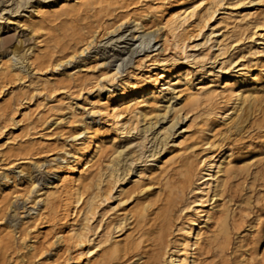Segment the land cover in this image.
<instances>
[{
  "label": "rangeland",
  "instance_id": "rangeland-1",
  "mask_svg": "<svg viewBox=\"0 0 264 264\" xmlns=\"http://www.w3.org/2000/svg\"><path fill=\"white\" fill-rule=\"evenodd\" d=\"M68 1L0 0V264H264V0H205L172 32L200 0ZM156 88L115 118L121 95Z\"/></svg>",
  "mask_w": 264,
  "mask_h": 264
},
{
  "label": "bare ground",
  "instance_id": "bare-ground-1",
  "mask_svg": "<svg viewBox=\"0 0 264 264\" xmlns=\"http://www.w3.org/2000/svg\"><path fill=\"white\" fill-rule=\"evenodd\" d=\"M27 1V0H26ZM58 1V0H57ZM82 0H73V2H74V5L75 4H80L81 6L80 7H83L82 6V4L80 3ZM84 1V0H83ZM101 1V0H100ZM99 1V2H100ZM111 1V0H110ZM113 1H116V0H113ZM204 1L205 0H200V1H198L193 7H191V9L188 7L187 9H184V8H182V9H180V11H178L177 13H175L172 17H170L171 19H168V22H166L165 24H167V26L170 28V30H171V32H172V30H178L182 25H185V23L186 22H189V21H187L190 17H193L196 13H198L197 11L199 10V7H200V5L202 4V3H204ZM210 1V0H209ZM212 1V0H211ZM219 1V0H218ZM85 2H86V0H85ZM94 2V1H93ZM104 1L102 0V2L101 3H103ZM112 2V1H111ZM214 2V1H213ZM220 2V1H219ZM68 3H70V1H68V0H60V2L58 3L59 5H61V6H65V7H67V4ZM72 3V2H71ZM82 3H84V2H82ZM92 3V2H91ZM119 3V2H118ZM118 3H115V4H118ZM211 3V2H210ZM209 3V4H210ZM73 4V3H72ZM72 4H70V5H72ZM94 4V3H93ZM96 4V3H95ZM98 4H100V3H98ZM208 4V5H209ZM211 4H213V3H211ZM84 5H86L85 3H84ZM102 5H104V3L102 4ZM101 5V6H102ZM106 5H107V3H106ZM112 5V3H110V6ZM189 5V4H188ZM191 5V4H190ZM216 5H217V3H216ZM38 6V5H37ZM61 6H59V7H61ZM69 6V5H68ZM77 6V5H76ZM93 6H95V5H93ZM92 6V7H93ZM207 6V5H206ZM211 6V5H210ZM213 6V5H212ZM56 7V6H55ZM69 7H71V6H69ZM75 6H73L72 8H74ZM79 7V8H80ZM85 7V6H84ZM90 7V6H89ZM105 7V6H104ZM205 7V6H204ZM209 7V6H208ZM38 8V7H37ZM57 8V7H56ZM62 8V7H61ZM72 8H69V9H66V13H67V11H69L70 9L72 10ZM94 8V7H93ZM107 8H109V7H107ZM75 9V8H74ZM78 9V8H77ZM110 9H112L111 7H110ZM209 9H211V8H209ZM41 10V9H40ZM39 10V11H40ZM62 10H63V8H62ZM100 11H101V9H100ZM102 11H104L103 9H102ZM106 11H108V9L106 10ZM177 11V10H176ZM205 11V10H204ZM209 11H212V10H209ZM70 12V11H69ZM212 12H214V10L212 11ZM63 13V12H62ZM65 13V14H66ZM209 13V12H208ZM216 13V12H215ZM250 13V12H249ZM69 14V13H68ZM173 14V13H172ZM246 14V13H245ZM244 14V15H245ZM199 15H200V13H199ZM209 15V14H208ZM249 15V14H248ZM251 16V15H250ZM207 17V16H206ZM211 17V16H210ZM194 18V17H193ZM196 18V17H195ZM209 19V18H208ZM191 20V19H190ZM10 21H12V20H10ZM202 21V20H201ZM242 21H244V20H242ZM208 22V21H207ZM210 22V21H209ZM136 24V23H135ZM190 24V23H189ZM186 26V25H185ZM134 27H136L137 29H142V26H141V28L139 27V24L137 23L136 24V26L134 25ZM185 28V27H184ZM204 28V27H203ZM170 30H169V32H170ZM173 31V32H174ZM179 32V31H178ZM180 32H181V30H180ZM184 32H185V30H184ZM174 34H175V32H174ZM173 34V35H174ZM147 34H141V39H143L145 36H146ZM184 35H185V33H184ZM187 35V34H186ZM176 36H177V33H176ZM186 37H188V36H186ZM190 38V37H189ZM181 39V41L180 42H182V38H180ZM112 40V39H111ZM150 41H151V39H150V37H149V39H147V41H143L142 40V44H144V45H146V43L147 44H149L150 43ZM178 41H179V39H178ZM178 41L176 42V43H178ZM186 41H187V39H186ZM189 42V41H188ZM88 44V43H87ZM92 45V43H90L89 45H87V48H89L90 46ZM11 48V47H13L12 46V40L10 39V38H7V39H4V41H3V48L4 49H7V48ZM180 47V46H179ZM188 47V46H187ZM87 48H85L86 50H88ZM178 48V47H177ZM187 49V48H186ZM181 50H182V54H185V53H187L186 51H185V42L183 43V46L181 47ZM222 50V49H221ZM224 50V49H223ZM83 52H85V51H82V53ZM12 53L14 54V55H17V52H16V49L15 48H13V50H12ZM181 53V52H180ZM181 54V55H182ZM223 55H224V53H223ZM182 56H184V55H182ZM202 59H203V57H202ZM197 60V59H196ZM233 62H234V60H233ZM236 64V63H235ZM189 65V64H188ZM188 69V68H187ZM185 70V69H180V70H178V71H176V72H174V73H169L168 75L165 73V74H160V77H159V79H164V81H165V84L163 85V88H165L166 87V85L167 84H170L171 86H176V85H178L180 82H181V80H182V78L183 77H185L186 76V74L187 73H189V71L188 70ZM190 69V68H189ZM191 70V69H190ZM159 71V70H158ZM113 72H115V71H113ZM112 72V73H113ZM117 72V71H116ZM164 72V71H163ZM112 73H109V74H112ZM191 73H192V71H191ZM116 74V73H115ZM107 75V74H106ZM189 75V74H188ZM112 76H114V74L112 75ZM111 76V77H112ZM117 76V75H116ZM194 76V75H193ZM105 77H109L108 75L107 76H105ZM113 79V78H112ZM111 79V80H112ZM115 79V78H114ZM171 79V80H170ZM192 79V78H191ZM230 79V78H229ZM160 81V80H159ZM237 81V80H236ZM239 81V80H238ZM226 82V81H225ZM242 82V81H241ZM194 83V82H193ZM245 83H247V82H245ZM156 84V83H155ZM240 84V83H239ZM184 85V84H183ZM187 85V84H186ZM225 85V84H224ZM229 85V82H227L226 83V85L224 86V88L226 89V87ZM230 85H232V83L230 84ZM233 85H234V83H233ZM193 86V85H192ZM213 85H208L207 87H205V86H199L198 87V89H199V91L200 90H203V89H208V88H211ZM240 86V85H239ZM246 86V85H245ZM197 87V86H196ZM229 87V86H228ZM232 87H234V86H231L230 88H232ZM168 88H170V87H168ZM229 88V89H230ZM239 88V87H238ZM247 88V87H246ZM248 88H249V86H248ZM188 89H190V88H188ZM244 89V88H243ZM250 89V88H249ZM161 90V89H160ZM159 90V91H160ZM168 90V89H167ZM175 90H177V89H175ZM185 90V89H184ZM209 90V89H208ZM226 90H228V89H226ZM142 91V90H141ZM157 91H158V89L156 88V89H150V90H143L142 92H140V93H136V94H133V95H130L129 93H125V94H123V95H121V99L119 100V101H117L118 103L116 104V105H113L114 107H112L111 109H113V112H114V116H115V118H118L119 119V117H121L122 116V114L125 112L126 113V111L128 112V111H132L133 109H135V107H137L138 108V106L141 104V103H148L149 102V100L151 99V98H153L155 95H156V93H157ZM172 91V90H171ZM170 91V92H171ZM215 91V90H214ZM213 91V92H214ZM229 91V90H228ZM227 91V92H228ZM231 91H233V90H231ZM235 91V90H234ZM160 92H162V91H160ZM177 92H180V91H177ZM230 92V91H229ZM228 92V93H229ZM236 92V91H235ZM124 93V92H123ZM174 93V92H173ZM176 93V92H175ZM227 93V94H228ZM161 94V93H160ZM210 94V93H209ZM213 94V93H212ZM215 94V93H214ZM218 94V93H217ZM222 94H225L224 92L222 93ZM252 94V93H251ZM251 94H249V95H251ZM172 95V94H171ZM202 95H203V93H202ZM206 95V94H205ZM204 95V96H205ZM220 96H218V98L220 97L221 98V94H219ZM228 95H230V93L228 94ZM227 95V96H228ZM231 95H232V93H231ZM157 96V95H156ZM156 96H155V99H156ZM170 96V95H169ZM199 95H194V96H192V100L191 101H193L194 103H198V102H200L201 100L199 99V97H198ZM210 96V95H209ZM224 95H222V97H223ZM226 96V97H227ZM162 97V96H161ZM186 97H188V96H186ZM230 97V96H229ZM228 97V98H229ZM235 99L236 100H238V101H242V100H244L245 98H244V94H243V91H242V89L241 90H239V91H237L236 92V94H235ZM253 97V96H252ZM159 98V97H158ZM157 98V99H158ZM168 98V97H167ZM206 98V97H205ZM225 98V97H224ZM227 98V99H228ZM208 99V98H207ZM212 99H215V98H213L212 97ZM226 99V100H227ZM249 99V98H248ZM251 99V98H250ZM204 100V99H203ZM209 100H211V99H209ZM236 100H234L235 102H236ZM159 101V100H158ZM207 101V100H206ZM228 101V100H227ZM232 101V100H231ZM249 101V100H248ZM251 101V100H250ZM212 102H213V100H212ZM201 103H202V101H201ZM189 104L190 103H188V106H189ZM202 104H204V103H202ZM231 104V103H230ZM248 104V103H247ZM112 105V104H111ZM240 105V104H239ZM142 106V105H141ZM193 106H196V105H193ZM232 106V105H231ZM241 107H242V105H241ZM136 108V109H137ZM141 108V107H140ZM149 108V107H148ZM190 108H192V106L190 107ZM245 108H246V106H245ZM244 108V109H245ZM242 109H243V107H242ZM247 109V108H246ZM226 110V109H225ZM229 110V109H228ZM248 110V109H247ZM246 110V111H247ZM252 110V109H251ZM254 110V109H253ZM233 111V110H232ZM133 112V111H132ZM136 112V111H135ZM224 112V111H223ZM249 112V111H248ZM142 113H145V112H142ZM128 114V113H127ZM223 114V113H222ZM249 114V113H248ZM248 114L246 115V116H248ZM147 115V114H146ZM152 115V114H151ZM113 115H112V118L114 117ZM150 116V115H149ZM147 117V116H146ZM231 117V116H230ZM143 118H145V117H143ZM164 118H166V116L164 117ZM244 118V117H243ZM114 119V118H113ZM225 119V118H224ZM128 120V119H127ZM115 121V120H114ZM172 121V120H171ZM223 121V120H222ZM129 122V121H128ZM149 122V121H148ZM174 122V121H173ZM179 122V121H178ZM116 123V122H115ZM145 123V122H144ZM231 123V122H230ZM150 124V123H149ZM178 124V123H177ZM176 125V124H175ZM124 126H125V124H124ZM150 126V125H149ZM212 126V125H211ZM138 127V126H137ZM165 127V126H164ZM173 127H174V125H173ZM122 128V127H121ZM144 128H146V127H144ZM151 128V127H150ZM172 128V127H171ZM233 128V127H232ZM138 129V128H137ZM236 129V128H235ZM241 129V128H240ZM119 130V129H118ZM141 130V129H140ZM139 130V131H140ZM166 130V129H165ZM171 130V129H170ZM132 131H134V130H132ZM146 131V130H145ZM120 132H122V131H120ZM138 132V131H137ZM140 132H142V131H140ZM129 133H130V131H129ZM128 133V134H129ZM147 133V132H146ZM121 135V134H120ZM140 135V134H139ZM142 135V134H141ZM144 136V135H143ZM168 136V135H167ZM171 136V135H170ZM127 137H129V136H127ZM101 138V137H100ZM141 138H143V137H141ZM141 138H139V139H141ZM119 139V138H118ZM129 139V138H128ZM101 140V139H100ZM111 140H112V138H111ZM121 140V139H120ZM119 140V141H120ZM93 141V140H92ZM95 141H96V139H95ZM132 141V140H131ZM142 141H143V139H142ZM163 141V140H162ZM117 142V141H116ZM144 143L146 142V141H143ZM166 142V141H165ZM91 143V142H90ZM100 143V142H99ZM97 144V143H96ZM124 144V143H123ZM167 144V143H166ZM102 145V144H101ZM125 146H126V144H124ZM145 145V144H144ZM179 145V144H178ZM95 146H97L96 147V149L94 150V152H91L90 154H89V156L87 157V159H86V166L88 165V164H90L91 162H93L97 157H98V155H99V145L97 144V145H95ZM116 146V145H115ZM163 146V145H162ZM86 147H88L89 148V146L87 145ZM215 147V146H214ZM103 148V147H102ZM192 149V148H191ZM190 149V147H189V150H191ZM86 150H87V148H86ZM89 150V149H88ZM157 150V149H156ZM85 151V150H84ZM110 151V150H109ZM87 152V151H86ZM108 152V151H107ZM111 152V151H110ZM173 152H175V151H173ZM131 153V152H130ZM171 153V152H170ZM85 154V153H84ZM132 154V153H131ZM106 155V154H105ZM121 155V154H120ZM130 155V154H129ZM184 155V154H183ZM213 155H214V153H213ZM108 156V155H107ZM192 156V155H191ZM120 157H122V156H120ZM129 157V156H128ZM169 157V156H168ZM184 157V156H183ZM187 157V156H186ZM102 158V157H101ZM182 158V157H181ZM222 158V157H221ZM82 159V158H81ZM103 159V158H102ZM115 159V158H114ZM208 159V158H207ZM226 159H227V157H226ZM83 160H84V158H83ZM117 160V159H116ZM184 160V159H183ZM209 160V159H208ZM207 160V161H208ZM219 160V159H218ZM120 161V160H119ZM123 161V160H122ZM128 161H129V159H128ZM160 161V160H159ZM210 161V160H209ZM111 162V161H110ZM164 162V161H163ZM183 162V161H182ZM215 162V161H214ZM162 163V162H161ZM207 163V162H206ZM227 163H229V160H228V162ZM117 164V163H116ZM126 164V163H125ZM178 164V163H177ZM230 164H231V162H230ZM92 165V164H91ZM113 165V164H112ZM228 165V164H227ZM95 166V165H94ZM211 166V165H210ZM222 166H224L221 162L220 163H218L217 165H216V167H212L211 169H214V171L213 170H209V172L208 173H205L206 174V178L204 179V181L203 182H209V181H212V182H215V183H217L218 182V174H221L224 170H223V167ZM194 167H195V165H194ZM225 167H227V166H225ZM85 168V167H84ZM118 168V167H117ZM124 168V167H123ZM127 168V167H126ZM204 168V167H203ZM235 168V167H234ZM86 169V168H85ZM98 169V168H97ZM97 169H96V171H97ZM119 169V168H118ZM118 169H117V171H118ZM159 169V168H158ZM201 169V168H200ZM206 169V168H205ZM204 169V170H205ZM109 170V169H108ZM203 170V169H202ZM86 171V170H85ZM115 172V171H114ZM120 172H121V170H120ZM170 173V172H169ZM223 173H226V172H223ZM115 174H116V172H115ZM193 174V173H192ZM196 174V173H195ZM199 174V173H198ZM117 175V174H116ZM115 175V176H116ZM197 175V174H196ZM103 176V175H102ZM198 176V175H197ZM220 176H222V175H220ZM102 178V177H101ZM119 178V177H118ZM122 178H123V176H122ZM124 178H125V176H124ZM221 178V177H220ZM224 178H226V176L224 177ZM62 180V178L60 179V181ZM120 180H122V179H120ZM227 180V179H226ZM78 181V180H77ZM136 181V180H135ZM182 181V180H181ZM185 181V180H184ZM187 181V180H186ZM76 182V181H75ZM101 182H102V180H101ZM117 182H119V181H117ZM172 182V181H171ZM177 182V181H176ZM187 182H189V181H187ZM220 182V181H219ZM99 183V182H98ZM202 183V182H201ZM51 183H49V185H50ZM53 184H56V183H53ZM116 184H118V183H116ZM206 184H210V183H206ZM94 185H95V183H94ZM102 185V184H101ZM199 185V184H198ZM201 185V184H200ZM204 185H205V183H204ZM52 187L51 188H53V187H57L58 186V184L57 185H51ZM214 186V185H213ZM218 186V185H217ZM75 187V186H74ZM116 187V186H115ZM201 187V186H200ZM203 187V186H202ZM199 188V187H198ZM212 188V187H211ZM217 188V187H216ZM110 189V188H109ZM215 189V188H214ZM97 190V189H96ZM204 190V189H203ZM220 190V189H219ZM71 191H72V188H71ZM196 191V190H195ZM217 191V190H216ZM48 192V191H47ZM197 192V191H196ZM209 192V191H208ZM56 193H57V191H56ZM55 193V194H56ZM91 193H93V192H91ZM90 193V194H91ZM99 193H100V191H99ZM201 193V192H200ZM207 193V192H206ZM222 193V192H221ZM94 194V193H93ZM213 194V193H212ZM215 194H217L216 192H215ZM108 195H109V193H108ZM218 195V194H217ZM102 196V195H101ZM45 197V196H44ZM70 197V196H69ZM82 197V196H81ZM103 197V196H102ZM105 197V196H104ZM201 197V196H200ZM217 197V196H216ZM215 197V198H216ZM50 198V197H49ZM71 198V197H70ZM87 198V197H86ZM212 198V197H211ZM48 199V198H47ZM72 199V198H71ZM74 205H75V207L77 208V206H78V204L80 203V201H81V198H80V194H79V192L77 191V190H74ZM198 199V198H197ZM196 199V200H197ZM50 200V199H49ZM211 200V199H210ZM70 201V200H69ZM99 201V200H98ZM105 201V200H104ZM201 201V200H200ZM45 202V201H44ZM70 202H73V200L72 201H70ZM85 202V201H84ZM205 202V201H204ZM211 202H212V200H211ZM49 203H50V201H49ZM83 203V202H82ZM121 203H124V202H121ZM196 203V202H195ZM201 203H203V202H201ZM46 204H48V203H46ZM150 204V203H149ZM196 204H198V203H196ZM200 204V203H199ZM211 205V204H210ZM213 205V204H212ZM145 206V205H144ZM75 208V209H76ZM95 209H97V208H95ZM74 210V209H73ZM87 210V209H86ZM95 211H98V209L97 210H95ZM75 212V211H74ZM208 212V211H207ZM209 213H210V211H209ZM208 213V214H209ZM83 214V213H82ZM90 214V213H89ZM97 214V213H96ZM146 215V214H145ZM147 216V215H146ZM213 216V215H212ZM137 217V216H136ZM83 218V217H82ZM85 218V217H84ZM94 218H95V216H94ZM201 218V217H200ZM206 218V217H205ZM90 219V218H89ZM202 219V218H201ZM213 219H214V217H213ZM212 219V220H213ZM218 219H220V218H218ZM191 220V219H190ZM193 221H195V220H193ZM208 221V220H207ZM211 221V220H210ZM86 222V221H85ZM142 222V221H141ZM196 222V221H195ZM119 223V222H118ZM122 223V222H121ZM190 223V222H189ZM86 225V224H85ZM189 225V224H188ZM91 226V225H90ZM202 226V225H201ZM80 227V226H79ZM82 227V226H81ZM118 228V227H117ZM200 228V227H199ZM90 229V228H89ZM181 229V228H180ZM185 229V228H184ZM188 229V228H187ZM189 229H191V228H189ZM204 229V228H203ZM83 230V229H82ZM92 230V229H91ZM192 230V229H191ZM76 231V230H75ZM90 231V230H89ZM198 231H199V229H198ZM201 231V230H200ZM199 231V232H200ZM183 232V231H182ZM205 232V231H204ZM203 232V233H204ZM74 233V232H73ZM84 233V232H83ZM89 233V232H88ZM181 233V232H180ZM90 234V233H89ZM186 234V233H185ZM190 235V234H189ZM83 236V235H82ZM89 236V235H88ZM191 236V235H190ZM189 236V237H190ZM200 236V235H199ZM85 237V236H84ZM91 237V236H90ZM192 237H193V235H192ZM195 237V236H194ZM78 238V237H77ZM76 238V239H77ZM80 239H82L81 238V236H80ZM196 239H198L197 238V236H196ZM78 240V239H77ZM87 240L89 241V239L87 238ZM86 240V238H85V241H87ZM110 240V239H109ZM203 240V239H202ZM82 241V240H81ZM108 242H110V241H108ZM122 242V241H121ZM180 242V241H179ZM188 242V241H187ZM195 242H197V241H195ZM79 243H80V241H79ZM83 243V242H82ZM85 243V242H84ZM113 243H115V242H113ZM113 243H111V244H113ZM117 243H120L119 241L117 242ZM124 242H122V243H120V244H123ZM189 243V242H188ZM201 243V242H200ZM199 243V244H200ZM125 244V243H124ZM184 244V243H183ZM186 244V243H185ZM198 244V243H197ZM110 245V244H109ZM108 245V246H109ZM187 245V244H186ZM188 245H190V244H188ZM193 245V244H192ZM97 246V245H96ZM122 246V245H121ZM180 246V245H179ZM182 246V245H181ZM194 246V245H193ZM98 247H99V245H98ZM102 247V246H101ZM124 246H122L121 248H123ZM186 247V246H185ZM195 247V246H194ZM105 248H107V247H105ZM108 248H110V246L108 247ZM188 248V247H187ZM186 248V249H187ZM189 248H191V247H189ZM188 248V249H189ZM97 249V248H96ZM105 250V249H104ZM180 250V249H179ZM191 250V249H190ZM183 251H184V249H183ZM91 252H93V251H91ZM100 252V251H99ZM107 252V251H106ZM96 253V252H95ZM122 253V252H121ZM183 253V252H182ZM182 253H177L178 254V256H177V258H170V256H169V258L171 259V264H195L194 263V261H191L190 263L189 262H187V260L186 259H183L182 257H184V256H182ZM185 253H187V252H184V254ZM98 254V253H97ZM101 254V253H100ZM175 254V253H174ZM90 254H88V256H89ZM187 255V254H186ZM93 256V255H92ZM95 256V255H94ZM99 256V255H98ZM182 256V257H181ZM100 257V256H99ZM172 257V256H171ZM187 257H188V255H187ZM194 258V257H193ZM188 259V258H187ZM191 260V259H190ZM96 261V260H95ZM167 261V260H166ZM168 261H169V259H168ZM89 261H87V263H88ZM197 262V261H196ZM89 264V263H88ZM91 264V263H90Z\"/></svg>",
  "mask_w": 264,
  "mask_h": 264
}]
</instances>
